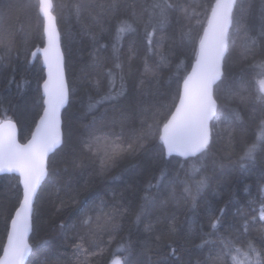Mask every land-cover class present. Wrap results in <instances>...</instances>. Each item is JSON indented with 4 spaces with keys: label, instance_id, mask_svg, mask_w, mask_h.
Here are the masks:
<instances>
[{
    "label": "trees",
    "instance_id": "obj_1",
    "mask_svg": "<svg viewBox=\"0 0 264 264\" xmlns=\"http://www.w3.org/2000/svg\"><path fill=\"white\" fill-rule=\"evenodd\" d=\"M36 0H0V27L6 22L12 24L15 32V43L11 45L10 59L8 50L3 47L6 37L0 32V116L7 109V115L18 126L20 141L25 142L34 129L35 122L42 110V96L40 85L44 79L38 55L30 57V53L44 45L42 18L35 8ZM55 4L56 24L60 34L61 48L65 61L66 81L69 89V101L62 114V130L64 134L62 146L49 158V171L41 185L34 203L33 230L29 239L32 252L26 264H77L73 254L72 244L80 236L85 237V247L88 252L104 248L106 255L99 260V264H107L111 259L108 255V230L98 231L92 238L89 230L79 227L83 216V209L90 207L103 197L108 202H118L128 212L124 215L122 226L112 241L111 250L114 251L121 240H130L135 254L133 264H159L161 259L157 255L156 241L161 237V246L168 249L169 243L175 240L182 245L180 259L176 264H213L214 259L221 255L220 236L236 234L244 231V222H248V235L259 241L264 231V221L259 220L260 202L259 189L264 178V152L255 163H250L245 169H240L235 161L242 154L247 143L251 142L257 132V122L264 115V108L252 102L229 103L222 90L217 95L220 100L222 116H229L233 110L240 113L242 119L234 121L225 129L214 133L211 150L205 160L200 174L190 175L191 164L178 163L181 158L169 157L161 159L158 155L160 148L156 137L150 138L144 149L132 154H124L115 162H108L103 151L88 150L89 142L97 136H108L115 139L117 134L122 136L118 143L125 147L140 128V105L144 102L149 105H161L170 102L171 95L175 94L195 61L194 44L182 43L180 40V25L173 23L157 32L154 38V47L163 44L167 50L169 64L160 69L159 84L153 81L151 88L146 87L144 92L137 91V85L142 79L144 58L147 53V41L143 23H137V31L125 37L121 46V62L125 90L122 95L112 101L102 102L90 108L95 100L108 91L106 70L113 65L112 44L117 21L122 16H130L132 11L128 5L131 0H124L115 17H106V31L93 41L85 25L93 22L83 11L79 19L75 15L74 5H88L93 0H53ZM210 3L212 0H201ZM245 2V0H242ZM254 7L251 13L249 26L259 25L258 11L261 0H252ZM139 4L140 0H136ZM16 7L9 8V5ZM138 10V9H137ZM233 29L232 47L225 69V84L237 83L251 78L252 70L247 64L238 60V45L240 36ZM165 39L161 41L160 36ZM107 45L100 49L99 44ZM136 50V55L129 61V48ZM102 57L94 61L93 55ZM29 56L30 62H26ZM259 58V57H258ZM157 57L149 56V61L155 67ZM180 65L177 73L176 65ZM14 76L15 82L8 81ZM99 79V87L95 81ZM119 87V73L116 80ZM19 85V86H18ZM223 85L221 86V89ZM154 93L146 95V93ZM128 117L121 133V113ZM233 134L230 145L234 155L231 161L224 158L227 146L228 133ZM166 169V178L159 188L150 189L153 198L145 203V211L141 220L137 222L135 213L145 195L149 182L155 183ZM201 174H207V186L197 197L193 207L191 198L184 193V184L181 181L192 182L199 179ZM87 185V189L76 192ZM248 186V192L244 191ZM175 188V199L167 204L163 201L168 198L169 192ZM233 194L235 199L229 205L223 226L213 237L212 243L197 247L201 244L203 233L209 228V210H215L225 204ZM21 195L19 179L15 176H0V249L5 242L7 229L14 207L18 205ZM76 196L75 202L72 197ZM159 216V222L156 217ZM253 217L256 219L253 220ZM95 221V215L93 216ZM153 222V231L145 232V224ZM175 223L176 232L169 235L168 226ZM194 222L197 231L188 235V229ZM63 223L77 225L74 232L62 230ZM94 227V225H93ZM243 240L244 237L240 236ZM151 249V252L148 250ZM170 251V249H168ZM149 256L151 259H149Z\"/></svg>",
    "mask_w": 264,
    "mask_h": 264
},
{
    "label": "snow or ice",
    "instance_id": "obj_2",
    "mask_svg": "<svg viewBox=\"0 0 264 264\" xmlns=\"http://www.w3.org/2000/svg\"><path fill=\"white\" fill-rule=\"evenodd\" d=\"M124 0H93L88 5H74L75 15L80 18L83 11H87L93 22L85 25L89 36L98 42L99 37L106 31L105 18L115 17L120 10ZM132 11L130 16H122L118 19L113 35L112 55L113 65L106 70L108 79V91L95 100L91 107L106 101L117 99L125 90V79L123 75V63L121 62V46L126 36L137 31V23H143L147 41V53L144 58V69L141 73L142 79L137 85L138 92H144L146 87L151 88L153 81L156 85L160 80V69L169 64L167 50L163 44L154 47V38L158 31L161 33L169 27L173 20L180 25V40L182 43H193L195 62L191 72L183 77L182 84L175 94L171 95L170 102L161 105H149L144 102L140 105V128L133 136L131 142L125 147L118 143L122 139L120 134L111 139L108 136L94 137L88 144V150L92 152L103 151L108 162H115L124 154H132L145 148L147 141L156 137L159 141L158 155L161 159L179 157L177 162L183 167L184 163H190V175L195 177L202 172L206 157L211 150L214 133L221 131L223 125L229 128L234 121L242 119L240 113L233 110L227 117L222 116L220 111V100L217 95L219 90L223 91L224 98L229 102L239 100L240 102H252L264 108V0H261L258 11L259 25L249 26V19L254 7L252 0H212L210 3H202L201 0H131L128 5ZM9 8L16 5H9ZM35 8L42 17L43 35L45 44L43 48L30 53L35 58L38 53L43 54V62L47 69V79L44 80L42 89V110L35 122L31 132V138L26 143H20L16 139L17 123L7 115V109L0 116V173H11L19 177V185L22 193L18 199V205L14 207L11 215L10 226L7 229L6 242L0 249V264H25L26 258L32 252L29 242V233L33 230L34 200L41 181L49 171V154L54 153L62 144L64 134L62 130L61 110L69 101V89L65 81V66L63 53L60 51V36L56 25L55 4L53 0H36ZM138 9V10H137ZM233 29L240 36L238 45V60L248 65L252 70L248 81L225 84V69L232 47L236 45L233 40ZM0 32L6 37L3 47L8 50L10 59L11 45L15 43V32L12 24L6 22L0 27ZM161 41L165 39L160 36ZM107 45L100 43L97 52L106 48ZM136 50L129 48L128 59L134 58ZM157 57L155 67L149 61V56ZM259 57V58H258ZM5 56H0L3 61ZM94 61H100L101 56L94 54ZM26 62H30L29 56H25ZM179 73L180 65H176ZM117 73H119L120 84L117 87ZM15 82L14 76L8 83ZM100 81H95L99 87ZM223 88L221 89V86ZM19 86V85H18ZM154 93L148 92L146 95ZM174 109V110H173ZM121 133L127 122V115L121 113ZM233 134L228 133L227 146L224 158L231 161L233 151L230 145ZM264 152V115L257 122V132L254 139L247 143L242 154L235 161L240 169H245L250 163H255ZM167 170L162 169L161 175L155 183L149 182L145 189V195L135 213L139 222L145 211V203L153 198L150 191L159 188L161 182L166 178ZM207 174H201L199 179L192 182L181 181L184 184V193L191 200L193 207L196 205L197 197L207 186ZM87 189L85 185L76 192ZM244 191L248 192L246 185ZM76 196H73L75 202ZM175 199V188L168 194L163 203ZM235 194L225 204L215 210H209V228L211 231L204 232L203 227L199 229L203 233V239L197 247L212 243L210 237L216 235L223 226L229 205L233 203ZM260 214L259 220L264 221V178H262L259 189ZM128 212L118 202H108L103 197L94 202L90 207L83 209V216L79 227L89 230V235L94 238L98 231L108 230L109 242L108 255L111 259L107 264H133L132 257L135 249L130 240H121L114 251L111 250L112 241L115 239L122 226L124 215ZM95 215V221L93 216ZM256 218L253 217V220ZM160 217H156L159 222ZM94 225V227H93ZM62 230L67 229L74 232L76 224L71 226L61 223ZM145 232L153 231V222L145 224ZM197 231L194 222L188 229V235ZM176 232L175 223L168 226L169 235ZM240 236L244 239L241 240ZM161 237H157V255L161 256L159 264H176L180 259L182 245L173 240L168 249L161 246ZM221 255H218L213 264H264V231L259 241L248 235V222H244L242 233L236 230V234L220 236ZM73 254L77 264H99V260L106 255L104 248L91 253L85 247V237L80 236L72 244ZM151 252V249L148 250ZM149 259L151 257L149 256ZM55 264H59L58 261Z\"/></svg>",
    "mask_w": 264,
    "mask_h": 264
},
{
    "label": "water",
    "instance_id": "obj_3",
    "mask_svg": "<svg viewBox=\"0 0 264 264\" xmlns=\"http://www.w3.org/2000/svg\"><path fill=\"white\" fill-rule=\"evenodd\" d=\"M42 18V17H41ZM57 25V24H56ZM58 29V28H57ZM59 32V31H58ZM44 36V35H43ZM59 36H60V34H59ZM45 37H44V44H45ZM44 46V45H43ZM41 48H43V47H41ZM36 51V50H35ZM60 51L62 52V48H61V42H60ZM63 53V52H62ZM38 55V57L40 58V62H41V67H42V69H43V72H44V79H43V81H42V83H41V85H40V91H41V96H43V89H42V85H43V82H44V80L45 79H47V69H46V67H45V65H44V62H43V54L42 53H38L37 54ZM64 57V56H63ZM195 62V61H194ZM193 62V63H194ZM193 65V64H192ZM192 65H191V67H192ZM64 66H65V61H64ZM191 67H190V69H189V71H188V73L189 72H191ZM187 73V74H188ZM186 74V75H187ZM65 81H66V74H65ZM66 84H67V81H66ZM182 84V83H181ZM68 86V85H67ZM68 104V103H67ZM67 104L65 105V107L61 110V113L63 114V111H64V109L67 107ZM174 110V109H173ZM35 127V126H34ZM31 138V135H30V137L25 141V142H22V141H20V138H19V129H18V126H17V129H16V139H17V141L18 142H20V143H26L29 139ZM62 146V145H61ZM60 146V147H61ZM59 147V148H60ZM58 148V149H59ZM57 149V150H58ZM56 150V151H57ZM55 151V152H56ZM54 152V153H55ZM54 153H50L49 154V158L54 154ZM176 157V156H175ZM179 158V157H178ZM0 176H15V177H17L18 179H19V177L17 176V175H15V174H11V173H0ZM47 177V176H46ZM46 177L41 181V184H40V186H39V188H38V190H37V194H38V192H39V189H40V187H41V185L43 184V182L45 181V179H46ZM20 188H21V186H20ZM21 193H22V188H21ZM37 197V196H36ZM35 200H36V198H35ZM35 200H34V203H35ZM13 214H14V212H13ZM10 221H11V219H10ZM10 221H9V225H8V227L10 226ZM31 233H32V231L29 233V239H30V236H31ZM6 238H7V234H6V237H5V242H6ZM30 256V255H29ZM29 256L26 258V261H25V264H26V262H27V260H28V258H29Z\"/></svg>",
    "mask_w": 264,
    "mask_h": 264
}]
</instances>
